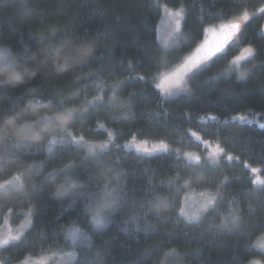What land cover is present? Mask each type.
I'll return each mask as SVG.
<instances>
[{
  "label": "trees",
  "instance_id": "16d2710c",
  "mask_svg": "<svg viewBox=\"0 0 264 264\" xmlns=\"http://www.w3.org/2000/svg\"><path fill=\"white\" fill-rule=\"evenodd\" d=\"M165 9L183 17L169 46L158 35ZM263 9L264 0H0V69L25 72L15 84L0 76V226L7 215L25 221L0 246V264L64 253L62 264H264ZM232 23L239 31L204 60L223 38L217 27ZM198 46L180 88H158ZM23 125L44 134L21 139ZM66 177L82 188L55 195ZM104 184L119 202L95 224ZM202 190L213 203L186 218L184 195Z\"/></svg>",
  "mask_w": 264,
  "mask_h": 264
},
{
  "label": "rangeland",
  "instance_id": "374dc122",
  "mask_svg": "<svg viewBox=\"0 0 264 264\" xmlns=\"http://www.w3.org/2000/svg\"><path fill=\"white\" fill-rule=\"evenodd\" d=\"M264 10V9H263ZM182 11L174 9H165L158 25V35L161 42L165 46H169L173 43L181 34L182 29ZM179 22V25L178 23ZM217 28H221L220 26ZM203 48L198 46L188 53L184 59L176 66L172 67L168 71L164 72L158 78V85H161V89L165 92H175L180 88V84L183 83L185 75L195 67L202 59ZM250 53L249 49L242 51L236 60H240L244 56ZM197 61H199L197 63ZM141 149H157L161 148L159 144L139 145ZM214 194L209 191H190L187 192L183 199L181 208L183 207L184 213L182 214L188 219H197L202 213L209 207L210 204L207 201L213 198ZM180 208V209H181ZM95 224L97 223L95 219ZM103 222V213L100 214V223ZM98 223V224H100ZM25 221H21L18 224H13L10 216H5L0 226V246L4 245L3 241H11V237H17L18 233L24 228ZM68 237L73 244L79 241L83 234L80 230L68 231ZM257 246L264 249V236L261 237L257 242ZM67 255V256H66ZM70 256V253H64L56 256L53 264H62V261ZM21 264H47L46 258L32 259L23 261ZM250 264H262V261L255 260Z\"/></svg>",
  "mask_w": 264,
  "mask_h": 264
},
{
  "label": "snow or ice",
  "instance_id": "6c2138e0",
  "mask_svg": "<svg viewBox=\"0 0 264 264\" xmlns=\"http://www.w3.org/2000/svg\"><path fill=\"white\" fill-rule=\"evenodd\" d=\"M177 23L179 25V22H177ZM239 29H240V24L239 23H232L230 25L222 26L220 31L223 33V38L219 41V43L215 46L214 49H210L206 53V55L203 56V59L207 60L210 57H212V56L216 55L217 53L221 52L222 49L229 43V41L232 40L233 36H235L236 32L239 31ZM8 55H9V50L7 48L0 49V60L5 59ZM198 62L199 61H197V63ZM157 87L159 88V87H161V85H157ZM39 102L40 101H37V103H39ZM71 119H72V112H68L65 115H63L62 124L60 125V127L63 128L64 124H66ZM239 119L243 120L245 118L243 116H241V117H239ZM262 127H264V126H262ZM23 134H27V133H23ZM43 134H44V129L39 130L37 138L40 139ZM160 147L162 149H165L166 145L161 143ZM220 151H222V149H220ZM253 171H255V169H253ZM52 178L55 181L56 178H55L54 175H53ZM70 181H76V180H75V178L66 177L64 182L59 183L58 191L59 190H65L69 186V182ZM79 188H82V186L73 187V195H76V193H77ZM103 190H104V193H105L104 206L108 207V206L112 205L115 202L116 197H114V195H113L115 190L114 189L109 190L107 184L103 185ZM80 194L86 196L89 199L90 202H94V200H95L96 193L93 192V191L81 192ZM213 200H214V197L210 198L207 201V203L211 204V203H213ZM180 211H181L182 214L187 215L186 213H184L183 207L180 209ZM100 214H101V208L97 207L95 215H94V219L96 220L97 223H100ZM11 239L15 240V239H17V237H11ZM3 243L7 244L8 241H3Z\"/></svg>",
  "mask_w": 264,
  "mask_h": 264
},
{
  "label": "clouds",
  "instance_id": "9594fccd",
  "mask_svg": "<svg viewBox=\"0 0 264 264\" xmlns=\"http://www.w3.org/2000/svg\"><path fill=\"white\" fill-rule=\"evenodd\" d=\"M0 76H2L6 82L15 84V83L23 82L24 77H25V72L9 70V69L5 68V69H0ZM29 129H31V132H29ZM39 130H41V129H39ZM39 130L32 128L31 125H23L21 128V131L23 133H27V134H22L20 138L21 139H29L32 137L37 138ZM80 186H82V184L80 182L70 181L69 186L65 190H59L58 191V186H57L56 189L54 190V194L57 196L71 195L73 192V187H80ZM113 195H114V197H116V199L112 205H110L108 207L104 206V200H105V194H104L103 199L98 204H96V208L100 207L101 212H104V213L110 212L113 209V207L116 206L119 202L118 194L115 191H114Z\"/></svg>",
  "mask_w": 264,
  "mask_h": 264
}]
</instances>
